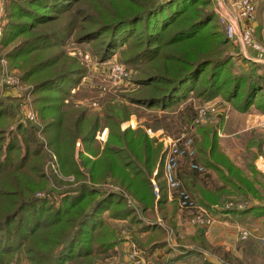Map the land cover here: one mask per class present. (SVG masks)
<instances>
[{
    "label": "trees",
    "instance_id": "obj_1",
    "mask_svg": "<svg viewBox=\"0 0 264 264\" xmlns=\"http://www.w3.org/2000/svg\"><path fill=\"white\" fill-rule=\"evenodd\" d=\"M4 17L0 58L33 85L42 127L19 124L8 130L17 119V108L0 99V264H20L23 259L30 264L104 262L120 242L111 220L135 226L134 240L147 253L161 249L173 255L164 238L166 231L157 220L149 219L156 210L174 229L179 213L177 201L169 196L161 146L142 127L123 130L122 125L145 112H175L172 108L190 97L198 103L221 97L238 112L256 107L264 113L262 68L254 63L248 72L237 70L241 60L235 63L238 57L231 53L232 42L212 0H7ZM71 40L76 46L88 45L101 65L120 54L123 64L135 72V91L108 94L104 121L110 132L105 145L97 139L100 116L70 100L88 74L85 65L68 54ZM235 51L241 52L238 46ZM181 117L193 124L194 104ZM145 126L156 131L165 128L162 123ZM40 131L65 174H73L79 182L62 192L57 207L36 196L46 188L39 181L48 157L38 138ZM196 134L201 136L195 140L200 162L219 172L211 161L217 131L206 124L198 126ZM98 137L104 140L106 132ZM78 140L83 145L85 172L76 162ZM185 161L179 177L187 184L189 160ZM110 176L138 200L144 218L126 204L123 195L92 185L103 184ZM225 195H218L213 204H198L215 215H264V204L225 210L227 203L235 202ZM187 238L185 243L197 249L173 255L165 264L203 257L198 248L206 243L204 232ZM257 243L249 240L248 249L254 251Z\"/></svg>",
    "mask_w": 264,
    "mask_h": 264
},
{
    "label": "rangeland",
    "instance_id": "obj_2",
    "mask_svg": "<svg viewBox=\"0 0 264 264\" xmlns=\"http://www.w3.org/2000/svg\"><path fill=\"white\" fill-rule=\"evenodd\" d=\"M6 1L3 0V4L1 5V12H2V18L4 20V25H6V20L4 17V8L6 6ZM213 1V0H212ZM213 8L215 10V5L213 3ZM215 12V11H214ZM252 26L255 30V37L259 44L264 46V40L262 36V31H264V3L263 0H258V11H257V19L255 23H252ZM223 29V28H222ZM224 31V30H223ZM233 51L231 52L235 56L238 57V59H235V63L242 59V54L237 53L236 48L237 46L232 43ZM68 54L72 57H75L79 59L87 68L88 74L83 79L82 84L88 82L91 85L87 88L81 87L75 88L72 91L73 98H70L71 102H74V105H78L81 107H85L89 109L92 113L98 114L102 120V127L100 131H108V137L110 129L105 124V107L106 102L108 99V94L111 92L113 94H122V93H130L132 91H135L138 87L133 83V77L135 75V72L131 70V79L129 81H126L124 85H114L112 81L109 80V74H110V67L114 63H122V58L120 54H116L114 58L104 64L101 65L97 61V57L93 54L91 48L88 45L84 46H76L74 44L73 40H71L68 44ZM4 61V62H3ZM244 61V60H243ZM238 64V63H237ZM104 68L105 71L108 70L107 75L104 73H101L102 76H97L96 70L101 67ZM238 70V69H237ZM240 71V70H238ZM0 99H5L7 101H10L16 108H17V119L15 122L10 125L9 129L10 131H13L19 124H32L37 127H42L40 115L38 113V110L35 107L34 103V87L31 83H27L23 81L22 73L21 71L16 68L12 67L8 60L5 58H0ZM194 100H196L194 98ZM198 102V101H197ZM69 103L68 101L66 102ZM194 104V103H191ZM31 112L36 116V119L33 120H26V113ZM143 113V112H141ZM145 115H142L141 119L144 120L143 129L145 130L146 134L151 138L155 139L156 142L161 146V160L162 164L164 162V152H165V145L164 140L168 138L170 135H180L181 132H187L186 130H189L188 122H186V117L182 118L180 114L172 115H158L157 113H148L145 112ZM138 117V116H137ZM160 121V122H159ZM136 119H129L128 122H125L122 125L123 130L128 129L129 127H134L137 129V125H135ZM150 123L152 125L160 124L162 123L165 128L159 129V130H153L152 128H146L145 124ZM131 127V128H132ZM166 129V130H165ZM180 132V133H179ZM98 137V136H97ZM107 137V139H108ZM38 138L41 142H43L45 151L48 155L47 160L45 161V164L43 165V171L42 175L44 178H42L39 181L40 187L44 189V191H40L37 193V198H46L48 199L52 205L55 207L60 206L63 196L62 192L77 187L78 181L76 180L75 176L73 174H65L61 162L55 152H53L51 149H49L47 142L42 135L41 131L38 133ZM103 140V139H102ZM105 140V139H104ZM107 142V140H106ZM103 145H105V143ZM83 151V145L81 140H78L75 147V157L76 162L80 166V170L84 171L82 164H81V154L80 152ZM44 158L41 157L40 162H43ZM78 167V166H77ZM85 172V171H84ZM205 175V174H203ZM90 184L92 182L89 181ZM94 186L102 187V189L111 191V193L120 194L121 196L125 198L126 204L133 209L137 216L139 218H144V215L141 213V206L136 198L131 193H128L126 190H124L121 186L116 184L112 177H107L106 181L103 184L95 185ZM235 202H243L244 199L241 200H234ZM178 203V202H177ZM227 210V208H226ZM151 216L153 218H149L151 220H157L161 227L166 231L165 233V241L168 243V247L171 249L173 255H180L183 254L186 250H192L197 249L193 243H185V241L188 239L187 237H193L198 232L203 231L205 236V241L203 246H200L198 248V251L200 250L202 252V258L194 257L195 263L194 264H205V261L207 264H211L212 260L217 264H232L227 256H224L223 253V247H219L218 245H213L210 240L207 237V231L209 229L200 228L199 226L195 225L192 222V219L194 218V215L192 212H186L179 208V213L177 215V221H176V228L169 227L162 219V216L158 214V212L155 210L153 213L151 212ZM217 216V214L215 215ZM114 221L118 220H111L113 229L116 232V236L120 239L119 245L115 249V253L111 254V256L106 259L104 262H98L97 264H131L132 259L131 255L134 251H141L145 256L146 260L149 264H165L167 261H169L173 255H171V252L168 254L167 251L166 257L162 260L158 259V256L153 255L152 253L149 254L146 252L145 249L140 247L135 242V226H132L129 224V222H123V220L120 221L118 225L116 223H113ZM247 231V230H243ZM243 231L239 234V240H241L244 244V246H247V241H249V237L246 239L243 238ZM249 235L250 232H248ZM140 238H143V236L139 235ZM125 238H129L128 240ZM187 238V239H186ZM242 243V244H243ZM243 246V245H242ZM248 248V247H247ZM258 249V248H257ZM158 251L163 252V250L158 249ZM164 253V254H165ZM185 253V252H184ZM161 254V253H160ZM246 257V256H245ZM251 257V256H249ZM232 261V260H231ZM181 261H176L175 264L180 263ZM255 261H252V264H255ZM15 264V263H14ZM20 264H30L26 259H23ZM174 264V263H173Z\"/></svg>",
    "mask_w": 264,
    "mask_h": 264
},
{
    "label": "crops",
    "instance_id": "obj_3",
    "mask_svg": "<svg viewBox=\"0 0 264 264\" xmlns=\"http://www.w3.org/2000/svg\"><path fill=\"white\" fill-rule=\"evenodd\" d=\"M262 36L264 40V31H262ZM241 54L244 61L238 62V70L245 72L252 70L255 52L251 49H245ZM100 67L101 69L98 68L96 70L97 76L103 77L101 73L107 75L108 70L105 71L102 66ZM89 85L91 84L86 82L81 87L87 88ZM212 102L217 104L218 110L207 125L213 126L217 131L218 144L212 159L211 157L210 159L214 166L219 169V172L217 169L206 168L208 170L207 173L200 175L187 165L185 171L187 176L189 174V177H186L187 184H183L190 188L197 202L203 204H213L216 202L215 199H217L218 195L225 193L228 194L225 195L228 199H249L251 201V203H248L249 206H262L264 204V128L260 126V120L264 113L256 107H253L247 113L238 112L221 97L216 98ZM191 103H197V100L190 97L177 108H172V111L175 109V112L170 113L167 110H160L157 114L164 116L181 115ZM131 119H136L135 125H137V129L143 127V119L136 115H133ZM132 128L135 129L134 127ZM105 132V140L97 137L102 145L108 137V131L105 130ZM173 136H176V134L170 135V137ZM196 137V140L201 139V136L197 134ZM185 162L183 160L181 165L182 172ZM198 162L202 165L199 157ZM234 169L238 170V172H235ZM169 196L173 199L170 193ZM123 222L127 223V221ZM113 223L121 225L119 224L120 221H114ZM243 230L250 232L249 240L258 242L257 246L252 247L254 251L248 249V246H244L246 242L243 243L239 240V234ZM206 235L213 245L223 247L224 256H227L232 264H252V261H255V264H264V215L233 216L224 212L217 213L216 222L207 231ZM184 252L187 253L186 250ZM184 252L182 253L185 254ZM164 253L165 251L161 252L158 250L152 252L153 255L158 256L159 260L166 257V253ZM180 261L177 264H194L195 258L189 257ZM211 264L217 263L212 260Z\"/></svg>",
    "mask_w": 264,
    "mask_h": 264
},
{
    "label": "built area",
    "instance_id": "obj_4",
    "mask_svg": "<svg viewBox=\"0 0 264 264\" xmlns=\"http://www.w3.org/2000/svg\"><path fill=\"white\" fill-rule=\"evenodd\" d=\"M0 0V40L4 29ZM215 13L219 17L227 38L241 50L251 49L255 52L253 61L262 68L264 73V46L259 44L255 37L252 23L257 19L258 0H213ZM4 62V61H3ZM109 80L116 85H124L131 79V70L122 63H114L110 67ZM196 117L187 132L166 138L164 140V176L171 197L178 202L179 208L186 212H192V222L200 228L210 229L216 222V216L210 210L200 206L195 197L185 188L179 177V167L183 160H189L191 170L200 174H206L207 169L198 162V151L196 149V131L198 126L209 123L216 115L218 106L211 102L194 103ZM36 116L31 112L26 113V120H35ZM260 126L264 128V115L261 117ZM155 184V183H154ZM156 194L158 188L155 184ZM246 202H230L227 208L244 210ZM248 231H243V238L249 237ZM129 239V238H125ZM131 264H149L146 256L141 251H134L131 255Z\"/></svg>",
    "mask_w": 264,
    "mask_h": 264
}]
</instances>
